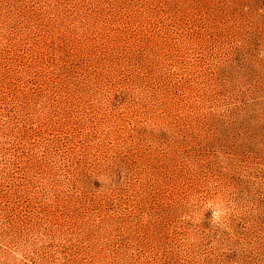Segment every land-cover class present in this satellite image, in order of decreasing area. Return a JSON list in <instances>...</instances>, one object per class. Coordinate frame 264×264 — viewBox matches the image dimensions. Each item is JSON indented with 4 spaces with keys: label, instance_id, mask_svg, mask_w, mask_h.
Wrapping results in <instances>:
<instances>
[{
    "label": "rangeland",
    "instance_id": "rangeland-1",
    "mask_svg": "<svg viewBox=\"0 0 264 264\" xmlns=\"http://www.w3.org/2000/svg\"><path fill=\"white\" fill-rule=\"evenodd\" d=\"M0 264H264V0H0Z\"/></svg>",
    "mask_w": 264,
    "mask_h": 264
}]
</instances>
